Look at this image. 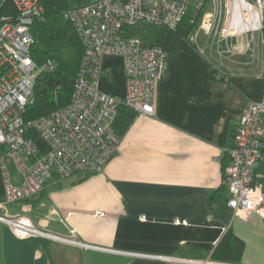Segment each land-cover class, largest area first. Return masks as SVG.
<instances>
[{
	"label": "crops",
	"instance_id": "obj_1",
	"mask_svg": "<svg viewBox=\"0 0 264 264\" xmlns=\"http://www.w3.org/2000/svg\"><path fill=\"white\" fill-rule=\"evenodd\" d=\"M199 34L187 49L169 52L154 115L118 109L112 127L119 149L102 172L53 175L41 193L0 211L82 243L176 259L19 238L0 222V264H264V210L235 214L223 171L244 110L264 95V29L252 39ZM102 68L101 90L124 97L123 59L106 56ZM255 172L264 192V148ZM228 230L244 241L240 262L212 257Z\"/></svg>",
	"mask_w": 264,
	"mask_h": 264
},
{
	"label": "built area",
	"instance_id": "obj_2",
	"mask_svg": "<svg viewBox=\"0 0 264 264\" xmlns=\"http://www.w3.org/2000/svg\"><path fill=\"white\" fill-rule=\"evenodd\" d=\"M15 14H4L0 5V169L6 203L25 202L41 193L52 178H72L79 172L100 173L117 154L120 138L112 121L121 106L154 115L158 82L166 76L169 52L161 46L147 45L139 36L129 35L127 27L139 24L176 28L191 5L202 18L198 29L222 41L234 36L260 34L264 29V0H212L209 10L193 0H78L66 17L75 27L84 47L78 73L73 82L71 101L51 113L26 122L24 113L32 102L37 77L44 70H55L52 60L38 64L31 56L34 42L32 25L43 15L40 0H12ZM255 14V24L239 31V19ZM241 13V17H239ZM250 40V39H249ZM106 56L124 61L126 95L114 96L100 88L102 62ZM29 131L34 134L29 135ZM40 139L47 148L37 143ZM264 148V95L250 102L228 151L230 162L226 183L228 205L235 214L263 212V183L255 172ZM0 222L19 238L42 237L78 244L87 249L107 250L172 261L165 255H144L116 251L82 243L49 232L24 215L0 212Z\"/></svg>",
	"mask_w": 264,
	"mask_h": 264
},
{
	"label": "trees",
	"instance_id": "obj_3",
	"mask_svg": "<svg viewBox=\"0 0 264 264\" xmlns=\"http://www.w3.org/2000/svg\"><path fill=\"white\" fill-rule=\"evenodd\" d=\"M44 7L43 15L34 21L32 34L34 42L31 56L42 64L52 60L55 70H44L37 77L33 99L26 107L24 120L33 121L51 113L54 109L67 105L72 98L73 82L78 73L84 47L71 21L66 17L68 9L78 4V0H40ZM4 14H15L12 0H0ZM201 12L196 13L191 5L178 27L172 29L163 25L139 24L127 27L129 35L139 36L147 45H157L172 52L187 49L192 44L191 35L198 26ZM34 134L29 131V135ZM229 158V153L224 160ZM226 165L223 171L226 176ZM226 178V177H225ZM224 185L212 195V201L220 198ZM244 241L231 230L222 237L212 253L218 261L240 262L244 252Z\"/></svg>",
	"mask_w": 264,
	"mask_h": 264
},
{
	"label": "bare ground",
	"instance_id": "obj_4",
	"mask_svg": "<svg viewBox=\"0 0 264 264\" xmlns=\"http://www.w3.org/2000/svg\"><path fill=\"white\" fill-rule=\"evenodd\" d=\"M236 9H237V12H239L240 9L246 11L247 16H248L246 19H239L238 24H236L238 30L243 31V30H247L248 28H251L255 24L254 22L256 19V18H253V16L255 15L254 13L251 16L252 10L249 9L247 6H245L243 3L237 4ZM239 15H240L239 17H241V13H239Z\"/></svg>",
	"mask_w": 264,
	"mask_h": 264
},
{
	"label": "rangeland",
	"instance_id": "obj_5",
	"mask_svg": "<svg viewBox=\"0 0 264 264\" xmlns=\"http://www.w3.org/2000/svg\"><path fill=\"white\" fill-rule=\"evenodd\" d=\"M200 2H203L204 4H205V7H204V9L206 8L207 10L209 9H211L212 7L211 6H213V1L212 0H193V3L196 5L197 3H200ZM201 18H202V14H201ZM199 24H200V21H199V23H198V26H199ZM198 26L194 29V31H193V33H192V35L193 36H196V35H198L199 33V36L201 35V36H204L203 35V33H202V31H200L199 29H198ZM80 66V65H79ZM200 264H209V262L208 261H205V262H201Z\"/></svg>",
	"mask_w": 264,
	"mask_h": 264
}]
</instances>
